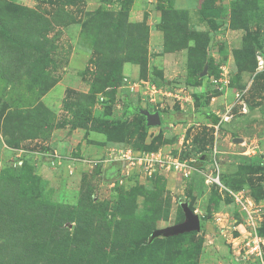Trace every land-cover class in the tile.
<instances>
[{
    "label": "rangeland",
    "instance_id": "1",
    "mask_svg": "<svg viewBox=\"0 0 264 264\" xmlns=\"http://www.w3.org/2000/svg\"><path fill=\"white\" fill-rule=\"evenodd\" d=\"M157 151L189 176L143 158ZM185 209L204 226L166 233ZM39 213L61 215L71 244L34 264H249L264 241V0H0V236Z\"/></svg>",
    "mask_w": 264,
    "mask_h": 264
},
{
    "label": "trees",
    "instance_id": "2",
    "mask_svg": "<svg viewBox=\"0 0 264 264\" xmlns=\"http://www.w3.org/2000/svg\"><path fill=\"white\" fill-rule=\"evenodd\" d=\"M4 7L6 11L14 14L26 15L27 13L26 8L15 4L7 3ZM2 33L9 43L17 44L15 39L11 38L8 33L4 31H2ZM70 214V212H66V218L70 216ZM61 217V215H56L54 218L53 215L45 217L42 213H39L36 214L35 224L21 226L16 222L18 226L12 225L5 228V232L0 236V264H34L37 260L47 262V254L51 255L53 252L56 253L54 255L63 253V249L66 248L68 244L70 246L71 242L69 240L68 242L65 241L68 234H65V227L62 225L63 222L58 223ZM40 220L42 223H39ZM71 220L72 218L66 219L65 222ZM37 226H42L44 228L38 229L36 228ZM203 226L204 225L200 223V228ZM49 232L50 235L48 236ZM39 235L44 236V238L45 236L48 237L47 241L54 238L57 240L58 244L53 247V250L46 252L44 248L46 242H41L39 240ZM180 236L181 235H177V237ZM144 245L145 244L139 245L137 251L140 252L144 249Z\"/></svg>",
    "mask_w": 264,
    "mask_h": 264
},
{
    "label": "built area",
    "instance_id": "3",
    "mask_svg": "<svg viewBox=\"0 0 264 264\" xmlns=\"http://www.w3.org/2000/svg\"><path fill=\"white\" fill-rule=\"evenodd\" d=\"M150 88L156 92L153 86ZM221 120L225 122L228 120V117L225 116ZM118 156L121 160L128 163L133 164L135 162V158L131 155L129 150L119 152ZM143 158L147 161V163L154 161L162 164H168L169 166L174 167L177 174H180L183 177H188L190 174V170L185 164L178 161V159L170 157L168 154L162 153L161 151L147 154ZM137 160H142V158L137 157ZM242 260L249 264H264V241L261 239H254L252 243L248 245L247 250L242 256Z\"/></svg>",
    "mask_w": 264,
    "mask_h": 264
},
{
    "label": "water",
    "instance_id": "4",
    "mask_svg": "<svg viewBox=\"0 0 264 264\" xmlns=\"http://www.w3.org/2000/svg\"><path fill=\"white\" fill-rule=\"evenodd\" d=\"M142 114L146 117L147 122L149 125L157 126L160 124V116L157 111L150 113L148 110L142 111ZM236 142H239L236 140ZM185 216H186V222L170 227L166 229V233H174V234H180L186 231L196 230L198 231L200 229V221L197 216L193 215L188 209H185Z\"/></svg>",
    "mask_w": 264,
    "mask_h": 264
},
{
    "label": "crops",
    "instance_id": "5",
    "mask_svg": "<svg viewBox=\"0 0 264 264\" xmlns=\"http://www.w3.org/2000/svg\"><path fill=\"white\" fill-rule=\"evenodd\" d=\"M244 109L247 111V115H244V117L243 116H241V120H240V122H238L237 121V123H236V126L238 125V124H242L243 123V121H245V122H247V121H250V116H252L251 114H252V112L250 111V109H248L246 106H244ZM249 115V116H248ZM249 118V119H248ZM232 122H230L228 125H230ZM236 140H238L239 142H241V139H239V138H237V139H235L234 141L236 142Z\"/></svg>",
    "mask_w": 264,
    "mask_h": 264
}]
</instances>
